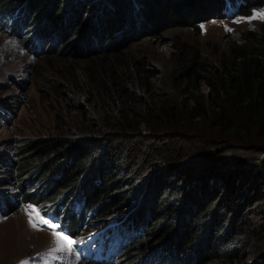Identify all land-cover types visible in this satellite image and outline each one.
Instances as JSON below:
<instances>
[{"label": "trees", "instance_id": "trees-1", "mask_svg": "<svg viewBox=\"0 0 264 264\" xmlns=\"http://www.w3.org/2000/svg\"><path fill=\"white\" fill-rule=\"evenodd\" d=\"M263 5L264 0H0V28L25 32L23 40H29L26 45L34 53L35 34L49 52L112 53L114 45L144 29L196 28L200 21L225 17L231 11L249 15ZM17 15L19 24L14 26ZM231 54L226 72L230 85L214 68L218 78L209 84L216 94L230 90L234 104L254 120L255 114L264 113V45L233 46ZM173 57L175 76L188 84L200 77L193 55ZM121 70H110L99 82L106 92L99 98L101 111L104 115L111 111L112 120L127 118L130 106L149 91ZM223 121L230 125L227 117ZM259 124L264 135V124ZM110 142L104 132L71 131L17 148L21 155L10 168V177L21 201L40 205L63 195L61 204L53 205L54 217L72 235L83 229L87 214L102 219L106 229L96 242V261L102 263L114 256L135 264H192L206 257L239 264L250 255L255 240L246 228L249 217H264V208L254 211L263 205L264 172L253 176L259 168L264 170V163L222 151L213 160L201 157L195 164L141 143V156L147 162L140 166L137 157H129ZM29 158L38 162L25 165ZM31 178L42 180L43 187L29 191ZM106 222H112L113 229Z\"/></svg>", "mask_w": 264, "mask_h": 264}, {"label": "rangeland", "instance_id": "rangeland-1", "mask_svg": "<svg viewBox=\"0 0 264 264\" xmlns=\"http://www.w3.org/2000/svg\"><path fill=\"white\" fill-rule=\"evenodd\" d=\"M261 12L264 5L253 8L249 15L231 11L225 17L200 21L196 28L144 29L133 39H122L112 53L101 49L94 53L78 49V55L56 49L49 52L42 48L41 36L36 34L32 36L34 53L26 45L29 40H23L25 32L16 34L0 28V264H135L123 262L122 257L114 260V256L109 262L96 261V242L103 238L105 223L87 214L83 229L77 235L68 233L54 217L53 205L61 204L63 195L40 205L21 201L10 168L19 163L21 154L17 148L32 141L71 131H100L112 139L113 147L137 157L140 166L147 162L141 156V143L157 146V152L172 153L177 159L186 157L195 164L201 157L213 160L222 151L264 163V135L259 132L264 113L255 114L251 120L234 104L230 90L216 94L209 84L212 78H218L214 68L230 85L226 72L233 59V46L264 45V19L252 18ZM18 24L19 15L14 26ZM125 30L129 32L130 28ZM174 54L193 55L200 77L192 84L174 75ZM109 67L118 72L127 70L124 75L136 79L138 87L149 89L142 92L141 102L130 106L127 118L112 120L111 111L105 115L101 111L99 98L106 92L99 82L109 73ZM192 105L197 108L192 109ZM224 117L229 119L231 129ZM37 162L38 158H29L24 164ZM263 172V167L259 168L253 178ZM41 182L31 178L27 189L38 190L43 187ZM263 205L254 211L260 213ZM30 206L58 227L53 229L35 220L30 223ZM106 224L113 229L112 222ZM246 228L255 244L239 264H264V217L251 215ZM54 231L67 236L71 245L62 251H51L56 247ZM114 237L118 238L117 233ZM192 264L223 262L206 257Z\"/></svg>", "mask_w": 264, "mask_h": 264}, {"label": "snow or ice", "instance_id": "snow-or-ice-1", "mask_svg": "<svg viewBox=\"0 0 264 264\" xmlns=\"http://www.w3.org/2000/svg\"><path fill=\"white\" fill-rule=\"evenodd\" d=\"M252 18L264 19V12L254 13ZM29 215H30V223H32L33 220H35V221H38L39 223L47 225L50 228H53V229L58 227V225L52 224V223H50V221H48L44 217L40 216L39 211L34 207L30 206ZM35 226H36V224L33 223V227H35ZM53 238H54V243L56 245L55 248L51 249V251H53V252L62 251L64 248L69 247L72 243V241L67 236H64L60 232L54 231L53 232Z\"/></svg>", "mask_w": 264, "mask_h": 264}]
</instances>
